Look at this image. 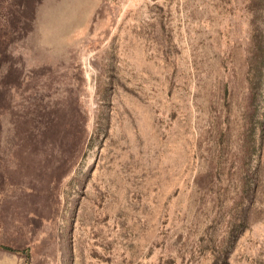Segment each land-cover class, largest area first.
Segmentation results:
<instances>
[{
    "label": "rangeland",
    "instance_id": "374dc122",
    "mask_svg": "<svg viewBox=\"0 0 264 264\" xmlns=\"http://www.w3.org/2000/svg\"><path fill=\"white\" fill-rule=\"evenodd\" d=\"M0 186L36 264H264V0H0Z\"/></svg>",
    "mask_w": 264,
    "mask_h": 264
},
{
    "label": "crops",
    "instance_id": "0c3cea01",
    "mask_svg": "<svg viewBox=\"0 0 264 264\" xmlns=\"http://www.w3.org/2000/svg\"><path fill=\"white\" fill-rule=\"evenodd\" d=\"M29 194L27 188L0 186V264H36L43 200Z\"/></svg>",
    "mask_w": 264,
    "mask_h": 264
}]
</instances>
